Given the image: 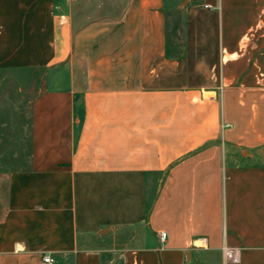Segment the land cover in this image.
<instances>
[{
  "label": "crops",
  "instance_id": "obj_1",
  "mask_svg": "<svg viewBox=\"0 0 264 264\" xmlns=\"http://www.w3.org/2000/svg\"><path fill=\"white\" fill-rule=\"evenodd\" d=\"M9 94L0 264H264V0H0Z\"/></svg>",
  "mask_w": 264,
  "mask_h": 264
},
{
  "label": "rangeland",
  "instance_id": "obj_2",
  "mask_svg": "<svg viewBox=\"0 0 264 264\" xmlns=\"http://www.w3.org/2000/svg\"><path fill=\"white\" fill-rule=\"evenodd\" d=\"M41 86V79L35 84V90ZM32 87V86H31ZM31 101L29 96L0 97V154L12 152L19 147L21 152L26 148L28 141V107ZM13 105L17 108H11ZM16 127V128H13Z\"/></svg>",
  "mask_w": 264,
  "mask_h": 264
},
{
  "label": "built area",
  "instance_id": "obj_3",
  "mask_svg": "<svg viewBox=\"0 0 264 264\" xmlns=\"http://www.w3.org/2000/svg\"><path fill=\"white\" fill-rule=\"evenodd\" d=\"M166 237H167L166 233H161V240L162 241H165ZM223 253H224L225 260L227 262L238 263L240 261V250L237 248L224 247ZM43 262L45 264H54L55 260L52 256L45 253V254H43Z\"/></svg>",
  "mask_w": 264,
  "mask_h": 264
}]
</instances>
